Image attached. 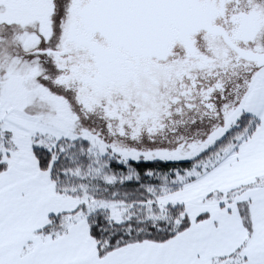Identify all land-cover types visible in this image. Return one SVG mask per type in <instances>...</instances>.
<instances>
[{
    "label": "flooded vegetation",
    "instance_id": "1",
    "mask_svg": "<svg viewBox=\"0 0 264 264\" xmlns=\"http://www.w3.org/2000/svg\"><path fill=\"white\" fill-rule=\"evenodd\" d=\"M176 4L69 0L52 53L56 80L115 139L165 141L214 120L235 83L257 69L253 53L264 51L258 0Z\"/></svg>",
    "mask_w": 264,
    "mask_h": 264
},
{
    "label": "rangeland",
    "instance_id": "2",
    "mask_svg": "<svg viewBox=\"0 0 264 264\" xmlns=\"http://www.w3.org/2000/svg\"><path fill=\"white\" fill-rule=\"evenodd\" d=\"M258 2L264 7V0ZM68 4L69 0H0V131L11 145L0 149L4 159L49 176L48 171L39 168L35 146L54 149L62 139L59 147L64 152L76 145L84 149L81 143L86 141L89 146L82 153L89 156V167L72 172L74 180L68 190L86 205L87 213L107 211L116 222L135 216L154 221L158 217L167 218L170 205H184L187 214L204 208L209 183H214L204 176L206 171L235 151L252 129L248 125L242 131L234 130L240 127L241 117L248 114L241 98L251 73L235 83L228 93L231 95L220 103L214 120L181 129L165 141L134 143L115 139L83 113L71 90L57 82L59 69L52 53L45 52L58 45ZM260 68L264 73V66ZM205 151L211 155L176 177L167 175L165 186L155 188V198L146 203L134 205L97 199L92 193L94 185L89 184L94 179L115 182L116 177L106 170L113 154L122 161H180L193 159ZM180 185V189L172 191ZM238 190L241 189L223 200L236 204ZM80 216L86 221L83 211Z\"/></svg>",
    "mask_w": 264,
    "mask_h": 264
},
{
    "label": "crops",
    "instance_id": "3",
    "mask_svg": "<svg viewBox=\"0 0 264 264\" xmlns=\"http://www.w3.org/2000/svg\"><path fill=\"white\" fill-rule=\"evenodd\" d=\"M261 70L251 73L241 98L258 125L235 151L206 171L204 176L214 181L205 194L207 205L197 212L188 211L190 226L186 230L164 242L131 243L102 257L87 219H81L80 200L58 193L50 173L4 159L7 167L0 172V264H264ZM238 188L236 204L223 200ZM242 208H247V218ZM59 214L65 225L62 232H40L52 215ZM201 214L206 218L199 220Z\"/></svg>",
    "mask_w": 264,
    "mask_h": 264
},
{
    "label": "trees",
    "instance_id": "4",
    "mask_svg": "<svg viewBox=\"0 0 264 264\" xmlns=\"http://www.w3.org/2000/svg\"><path fill=\"white\" fill-rule=\"evenodd\" d=\"M239 123L240 127H236L234 130L238 128V130L242 131L248 125H251L252 129L246 134V136H249L258 125V120L251 115L245 114L241 117ZM227 136L231 137V134L228 133ZM222 142L226 143V139ZM56 143L57 146L54 149L35 146L34 153L38 159L40 169L49 171L52 180L55 182L56 191L60 194L75 197V192L68 190L74 180L71 175L77 169L86 170L89 167L90 158L86 153H82L83 150L88 149L89 143L86 141L81 143L84 144V149L80 145H76L64 152H61L59 147L62 144V139ZM2 146L4 148L11 147L0 131V149ZM210 155V151H205L190 160L130 159L122 161L117 155L113 154L106 170L109 174L116 177L115 182L106 183L100 179H94L93 183L89 184L94 185L92 193L97 199L119 201L134 205L146 203L155 198L153 193L155 188L159 189L165 186L167 175L170 178L176 177L178 173L192 168L195 163ZM6 167L7 163L4 160V153L0 150V172L5 170ZM81 182H84V180ZM181 186L173 188L172 191H177ZM210 197L212 196L210 195ZM78 211L85 213L91 236L96 242L99 255L102 257L115 249L131 243L147 240L164 242L190 226V218L182 204L170 205L167 218L158 217L154 221L135 216L124 222H116L107 211L98 210L87 213V207L84 203L80 204ZM242 214L247 218V208H242ZM62 216V214L52 215L50 223L40 232L48 234L62 232L65 228V225L61 223ZM204 218H206V214H201L198 217L199 220Z\"/></svg>",
    "mask_w": 264,
    "mask_h": 264
},
{
    "label": "water",
    "instance_id": "5",
    "mask_svg": "<svg viewBox=\"0 0 264 264\" xmlns=\"http://www.w3.org/2000/svg\"><path fill=\"white\" fill-rule=\"evenodd\" d=\"M176 1H177L176 5L179 7L180 4H181V0H176ZM163 2H164V0H162V4H163ZM77 4H78V0H73V5L75 6ZM74 6H73V9H74ZM88 13H89L88 10L83 13L84 15H86L85 16V25L86 26L84 27V29H86V30H89V28H90V23H89L90 18L88 17ZM260 14H261V16L264 19V13L262 11H260ZM74 27H75V23L73 22V23L70 24L71 30H73ZM258 29H259V31L262 32L263 29H264V24L263 25H258ZM45 52L48 53V54H51V53H54V50L49 49V50H46ZM253 59L256 61L255 67L260 68V67L264 66V51H256V52H254L253 53Z\"/></svg>",
    "mask_w": 264,
    "mask_h": 264
}]
</instances>
